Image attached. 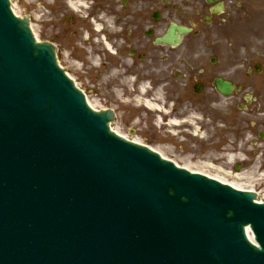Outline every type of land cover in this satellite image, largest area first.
Here are the masks:
<instances>
[{"label":"water","instance_id":"water-1","mask_svg":"<svg viewBox=\"0 0 264 264\" xmlns=\"http://www.w3.org/2000/svg\"><path fill=\"white\" fill-rule=\"evenodd\" d=\"M112 120L0 0V264H264L255 195L176 168Z\"/></svg>","mask_w":264,"mask_h":264},{"label":"rangeland","instance_id":"rangeland-1","mask_svg":"<svg viewBox=\"0 0 264 264\" xmlns=\"http://www.w3.org/2000/svg\"><path fill=\"white\" fill-rule=\"evenodd\" d=\"M17 11L24 15L23 11ZM254 22L253 27L250 25L247 29L251 31L248 36L234 37L231 43L223 38L218 25L203 26L198 39L180 48L179 69L192 75L191 87L201 81L205 89L203 94H197L193 88L178 85L179 102L163 108L164 115L137 104L140 95L132 83L136 78L124 83L127 94L123 96V89L111 83L110 76L92 70L89 77H82L76 67L71 64L66 67L95 107L116 112L113 127L121 134L151 147L181 167L218 175L226 182L254 190L262 198L264 140L259 134L264 133V18ZM258 29L259 39L253 37ZM211 58H216L217 62L211 64ZM255 64L261 65V73L254 71ZM218 76L243 86L245 91L228 98L218 95L212 86ZM147 86L152 90L149 83ZM246 94L253 96L250 104L245 102ZM152 103L161 105L154 100ZM240 106H244L243 109ZM187 120L192 121L193 127L184 124L175 128L171 124ZM194 130L199 140L190 138ZM230 156L234 157L233 161ZM237 164L242 165L239 176Z\"/></svg>","mask_w":264,"mask_h":264},{"label":"flooded vegetation","instance_id":"flooded-vegetation-1","mask_svg":"<svg viewBox=\"0 0 264 264\" xmlns=\"http://www.w3.org/2000/svg\"><path fill=\"white\" fill-rule=\"evenodd\" d=\"M18 5L31 21H39L64 61L85 70L99 58L103 69L124 76L163 75L171 97L178 84L179 47L158 42L169 28H193L210 15V22H218L232 38L244 10L264 9V0H18Z\"/></svg>","mask_w":264,"mask_h":264},{"label":"bare ground","instance_id":"bare-ground-1","mask_svg":"<svg viewBox=\"0 0 264 264\" xmlns=\"http://www.w3.org/2000/svg\"><path fill=\"white\" fill-rule=\"evenodd\" d=\"M141 91L142 92H146V88H142L141 89ZM142 102L140 101V100H138V104H141ZM144 103V105L146 106V107H148L149 109H152V110H159L160 108H159V106L158 105H155V104H153V103H151L150 101H145V102H143ZM90 104L93 106V104L90 102ZM94 107V106H93ZM95 108V107H94ZM188 122V121H187ZM188 123H191V124H193L192 123V121H190L189 120V122ZM181 123L180 122H177V121H174L173 123H172V125L173 126H179ZM113 130L115 131V132H117L118 134H120V135H122L121 133H119L117 130H115V128H113ZM196 133H197V130L195 131ZM195 137V136H194ZM195 140V139H194ZM204 141V140H203ZM136 142H138V141H136ZM139 143V142H138ZM230 160L231 161H233L234 160V157L233 156H230ZM185 168H187V167H185ZM187 169H189V168H187ZM189 170H191V169H189ZM191 171H193V170H191ZM193 172H196V171H193ZM216 179H218V180H220V181H222L220 178H218V177H215ZM223 182V181H222ZM232 186H234L235 188H239V189H242V187H240V186H237V185H233L232 184Z\"/></svg>","mask_w":264,"mask_h":264}]
</instances>
